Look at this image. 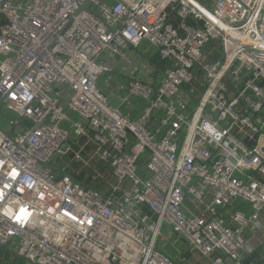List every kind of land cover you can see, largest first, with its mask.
Masks as SVG:
<instances>
[{"label":"built area","instance_id":"2783aa9c","mask_svg":"<svg viewBox=\"0 0 264 264\" xmlns=\"http://www.w3.org/2000/svg\"><path fill=\"white\" fill-rule=\"evenodd\" d=\"M1 106L0 264H264V0H0Z\"/></svg>","mask_w":264,"mask_h":264},{"label":"rangeland","instance_id":"374dc122","mask_svg":"<svg viewBox=\"0 0 264 264\" xmlns=\"http://www.w3.org/2000/svg\"><path fill=\"white\" fill-rule=\"evenodd\" d=\"M108 103L113 108H120L121 101L119 100L117 94H110L108 96ZM70 119L75 122L77 120L76 115L69 114ZM12 120V115L5 111L3 106L0 107V130L1 131H8L10 129V122ZM236 207L242 211L247 212V208L245 205L241 204L240 202H236ZM165 241V240H163ZM159 250L160 252L166 254L172 261L179 262L178 254L180 253L179 250H175L171 244V240L169 243L165 244L164 242L159 243ZM204 260V259H203ZM3 264H6L5 262ZM12 264H25L23 259L15 257Z\"/></svg>","mask_w":264,"mask_h":264},{"label":"crops","instance_id":"0c3cea01","mask_svg":"<svg viewBox=\"0 0 264 264\" xmlns=\"http://www.w3.org/2000/svg\"><path fill=\"white\" fill-rule=\"evenodd\" d=\"M122 108L123 107H121V109ZM164 238L165 241L162 242L168 244L171 240V244L174 249H177L180 252L178 254L179 262H176V264H210L207 260H203L197 253L191 251L187 244L184 241L178 239L175 235L167 234Z\"/></svg>","mask_w":264,"mask_h":264}]
</instances>
